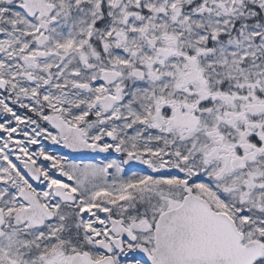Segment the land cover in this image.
Returning <instances> with one entry per match:
<instances>
[{
  "label": "snow or ice",
  "instance_id": "snow-or-ice-1",
  "mask_svg": "<svg viewBox=\"0 0 264 264\" xmlns=\"http://www.w3.org/2000/svg\"><path fill=\"white\" fill-rule=\"evenodd\" d=\"M0 264H264V0H0Z\"/></svg>",
  "mask_w": 264,
  "mask_h": 264
},
{
  "label": "flooded vegetation",
  "instance_id": "flooded-vegetation-1",
  "mask_svg": "<svg viewBox=\"0 0 264 264\" xmlns=\"http://www.w3.org/2000/svg\"><path fill=\"white\" fill-rule=\"evenodd\" d=\"M54 150V149H53Z\"/></svg>",
  "mask_w": 264,
  "mask_h": 264
}]
</instances>
